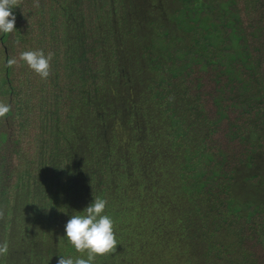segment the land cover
Masks as SVG:
<instances>
[{
    "label": "trees",
    "instance_id": "1",
    "mask_svg": "<svg viewBox=\"0 0 264 264\" xmlns=\"http://www.w3.org/2000/svg\"><path fill=\"white\" fill-rule=\"evenodd\" d=\"M34 4L0 33V264L86 259L65 225L95 197V264H264V0Z\"/></svg>",
    "mask_w": 264,
    "mask_h": 264
},
{
    "label": "clouds",
    "instance_id": "2",
    "mask_svg": "<svg viewBox=\"0 0 264 264\" xmlns=\"http://www.w3.org/2000/svg\"><path fill=\"white\" fill-rule=\"evenodd\" d=\"M19 6V0H0V33L9 34L15 31L16 17L12 12ZM35 7H39V0H35ZM54 53L45 55L43 50H29L20 54V60L33 70L42 80H47L51 74V61ZM15 57L7 60L9 68L17 64ZM11 111V106L0 102V118L5 117ZM107 200L95 197L83 211V214H74L65 225L68 242L79 253H87V258L60 256L57 264H95L97 256H105L116 252L119 244L114 232L113 219L104 214ZM4 218V212L0 210V219ZM7 241L0 242V256L8 254Z\"/></svg>",
    "mask_w": 264,
    "mask_h": 264
}]
</instances>
